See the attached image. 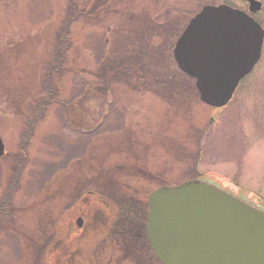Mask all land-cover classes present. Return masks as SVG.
Segmentation results:
<instances>
[{
    "label": "rangeland",
    "instance_id": "1",
    "mask_svg": "<svg viewBox=\"0 0 264 264\" xmlns=\"http://www.w3.org/2000/svg\"><path fill=\"white\" fill-rule=\"evenodd\" d=\"M222 1L0 0V264H75L69 236L92 244L86 264H162L147 235L162 185L203 177L264 208V45L220 107L174 57Z\"/></svg>",
    "mask_w": 264,
    "mask_h": 264
},
{
    "label": "water",
    "instance_id": "2",
    "mask_svg": "<svg viewBox=\"0 0 264 264\" xmlns=\"http://www.w3.org/2000/svg\"><path fill=\"white\" fill-rule=\"evenodd\" d=\"M263 39L248 14L207 5L179 37L174 57L195 78L200 99L220 107L260 59ZM148 200L147 233L163 264H264L263 209L199 178L160 186Z\"/></svg>",
    "mask_w": 264,
    "mask_h": 264
},
{
    "label": "trees",
    "instance_id": "3",
    "mask_svg": "<svg viewBox=\"0 0 264 264\" xmlns=\"http://www.w3.org/2000/svg\"><path fill=\"white\" fill-rule=\"evenodd\" d=\"M170 58H173L172 57V55L170 54ZM109 59H111V58H109ZM165 60H166V58H165ZM161 63H163V62H159L158 63V65L157 66H161L162 67V65H160ZM171 66H173V68H171ZM165 67H169L170 69H172L173 71H172V73H171V70L170 71H167L166 73L167 74H177L178 72H180V70H178L177 68H176V65H174V63L172 64L171 63V65H170V63L168 64H166L165 65ZM176 68V69H175ZM159 75H162V72L160 71V70H156V73H154V74H152V75H149V76H146V75H144L143 77H141L140 78V80L141 81H147V80H149L148 78H153V77H155V76H159ZM120 167V166H119ZM119 171H122V170H120V168H117ZM111 182H113L112 180H110ZM103 200H105L104 198L102 199V203H104L105 204V202L103 201ZM106 201V200H105ZM109 207H112V205H110V204H108V208ZM108 218H111L110 216H108ZM101 232H95V235H94V238H97L96 237V235H101V234H105L106 233V229H102V230H100ZM97 233V234H96ZM70 238H68L67 239V241H66V244H67V253H68V251L69 252H77L79 255H77V257H78V260H77V263H75V264H86V261H84L83 259H82V257H86V258H88V256H89V254L92 252V244H91V248L89 247V245H84L83 243V241H81L82 239H79V238H77V237H72V236H69ZM94 238H87V241H88V243L89 242H92V241H95L94 240ZM92 239V240H91ZM86 246H88V247H86ZM58 261V260H57ZM53 262H55L54 264H60V263H57L56 262V260L55 261H53ZM49 264H51V263H49Z\"/></svg>",
    "mask_w": 264,
    "mask_h": 264
},
{
    "label": "flooded vegetation",
    "instance_id": "4",
    "mask_svg": "<svg viewBox=\"0 0 264 264\" xmlns=\"http://www.w3.org/2000/svg\"><path fill=\"white\" fill-rule=\"evenodd\" d=\"M258 1L262 3L260 9L258 10L251 9V3L248 0H223L219 4H228L233 7L244 10L245 12H248L264 27V0Z\"/></svg>",
    "mask_w": 264,
    "mask_h": 264
}]
</instances>
